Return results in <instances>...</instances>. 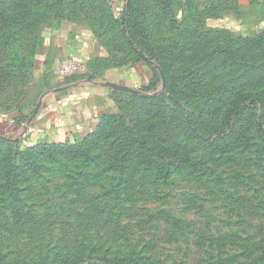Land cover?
<instances>
[{
    "label": "rangeland",
    "instance_id": "obj_1",
    "mask_svg": "<svg viewBox=\"0 0 264 264\" xmlns=\"http://www.w3.org/2000/svg\"><path fill=\"white\" fill-rule=\"evenodd\" d=\"M7 1L0 0V144H10L0 145V264H217L241 253L240 264H264V143L255 128L248 147L230 148L228 138L221 154L175 128L158 137L168 151L148 159L133 155L130 141L151 142L148 107L174 98L195 110L192 89L208 86L205 78L237 84L245 70L263 74L264 43L249 44L264 38V0H122L111 2L113 11L108 0ZM61 24L99 52L52 68L45 44ZM68 62L78 70L62 75ZM133 66L149 75L146 87L112 88L91 140L49 144L58 140L41 104L65 78L103 80ZM248 84L264 91V80Z\"/></svg>",
    "mask_w": 264,
    "mask_h": 264
},
{
    "label": "trees",
    "instance_id": "obj_2",
    "mask_svg": "<svg viewBox=\"0 0 264 264\" xmlns=\"http://www.w3.org/2000/svg\"><path fill=\"white\" fill-rule=\"evenodd\" d=\"M15 0H8L7 2ZM114 0H108L109 7L111 10H115L113 7ZM122 1V0H121ZM113 15V14H112ZM116 15V14H115ZM127 23L126 17L123 16L121 19V25L125 26ZM264 43V38L260 37L256 41L251 42L249 47L255 48ZM128 46L135 53V49L132 47L131 41L127 40ZM257 69H252L247 72L245 70L242 75L236 79L237 84L233 82L228 84L218 85L217 83L211 84L217 81L218 76H212L211 80L205 78L203 85L199 84L196 90V97L198 98L199 104L194 108L195 110H188L181 107L176 99H172V104H165L159 102L153 105V107L146 108L143 112L151 117V121L146 124L149 129L148 137L151 136V142L154 143L153 147L149 139H134L135 135L132 136L133 132L128 135V139L131 136L134 137L130 141L138 147L136 152L127 151L125 157H129L131 154L136 155V157L142 160L148 159L151 155H157L156 152L168 151L162 145L159 134L162 132L164 127L175 128L181 132H184L187 136L193 138L199 143L206 144L208 147L212 148L214 151L223 153V148L221 142H224L228 138H232V141H227L230 148L236 149L239 146L248 147L250 145L251 136L248 135L249 130L255 128L257 130V138L264 143V91L256 90L248 82H260L264 79V71L262 75H259ZM195 72L191 73L192 77ZM190 85V84H189ZM146 86H143L144 89ZM202 103V105H200ZM260 105L262 109H260ZM100 119L98 120L95 128L86 134L84 137L80 138L78 141L91 140L100 128ZM140 133V130H139ZM121 140L120 137L115 139V142ZM134 140V141H133ZM69 141H54L49 144L57 145L62 143H68ZM150 142V146L148 143ZM2 146H8L9 143H1ZM32 147V146H31ZM123 149V148H122ZM158 150V151H157ZM174 150L170 149L169 153ZM132 155V156H133ZM5 162V161H4ZM148 164L151 165L152 161L147 160ZM6 163V164H5ZM4 168L8 170L10 165L5 162ZM17 176L13 181L16 182ZM5 186H0L3 189ZM237 255L235 258H228L227 260L217 259L215 262L217 264H240L236 262L239 257L245 258V255ZM245 254V253H244ZM2 259V258H0ZM117 259V258H116ZM112 261L113 264H127L120 260ZM2 261V260H0ZM136 264V263H131Z\"/></svg>",
    "mask_w": 264,
    "mask_h": 264
},
{
    "label": "crops",
    "instance_id": "obj_3",
    "mask_svg": "<svg viewBox=\"0 0 264 264\" xmlns=\"http://www.w3.org/2000/svg\"><path fill=\"white\" fill-rule=\"evenodd\" d=\"M114 3L118 7L121 0H114ZM48 37L44 50L45 62L48 60L52 68H57L62 61H82L92 52H99L100 47L68 24L54 27ZM143 69L133 66L125 73L113 71L106 75L104 81L65 78L64 86L55 89L41 104L40 114L50 118V139L71 141L91 132L98 123L101 108L105 103H110L112 85H145L149 75Z\"/></svg>",
    "mask_w": 264,
    "mask_h": 264
},
{
    "label": "built area",
    "instance_id": "obj_4",
    "mask_svg": "<svg viewBox=\"0 0 264 264\" xmlns=\"http://www.w3.org/2000/svg\"><path fill=\"white\" fill-rule=\"evenodd\" d=\"M78 70V65L74 62H68L61 66L60 73L62 75H68Z\"/></svg>",
    "mask_w": 264,
    "mask_h": 264
},
{
    "label": "water",
    "instance_id": "obj_5",
    "mask_svg": "<svg viewBox=\"0 0 264 264\" xmlns=\"http://www.w3.org/2000/svg\"><path fill=\"white\" fill-rule=\"evenodd\" d=\"M113 86V88H115V89H118V90H125L126 88H124L123 86H119V85H112ZM39 106V104L37 105V107ZM2 139H4V138H2L1 136H0V140H2Z\"/></svg>",
    "mask_w": 264,
    "mask_h": 264
}]
</instances>
